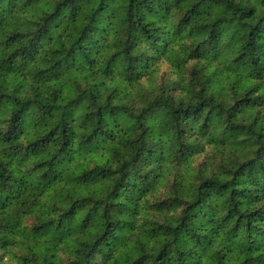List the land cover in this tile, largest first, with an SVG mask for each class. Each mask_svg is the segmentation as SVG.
<instances>
[{
	"label": "clouds",
	"instance_id": "clouds-1",
	"mask_svg": "<svg viewBox=\"0 0 264 264\" xmlns=\"http://www.w3.org/2000/svg\"><path fill=\"white\" fill-rule=\"evenodd\" d=\"M0 264H264V0H0Z\"/></svg>",
	"mask_w": 264,
	"mask_h": 264
}]
</instances>
